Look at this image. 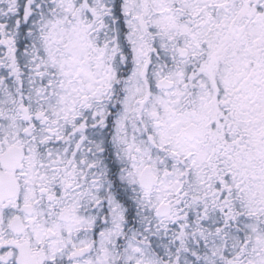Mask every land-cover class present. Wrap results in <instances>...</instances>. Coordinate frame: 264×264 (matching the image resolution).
<instances>
[{"label": "snow or ice", "instance_id": "snow-or-ice-1", "mask_svg": "<svg viewBox=\"0 0 264 264\" xmlns=\"http://www.w3.org/2000/svg\"><path fill=\"white\" fill-rule=\"evenodd\" d=\"M0 264H264V0H0Z\"/></svg>", "mask_w": 264, "mask_h": 264}]
</instances>
